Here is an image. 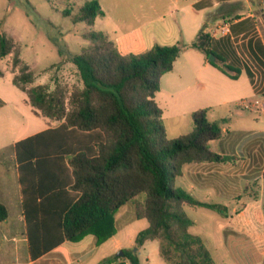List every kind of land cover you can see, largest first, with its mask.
<instances>
[{
  "label": "trees",
  "instance_id": "obj_1",
  "mask_svg": "<svg viewBox=\"0 0 264 264\" xmlns=\"http://www.w3.org/2000/svg\"><path fill=\"white\" fill-rule=\"evenodd\" d=\"M104 15L99 2L89 0L73 21L94 26ZM205 28L189 47L216 66L209 55L215 50L229 55L230 38L214 39ZM83 37L89 45L72 54L83 86L68 93L48 84L27 89L34 73L18 53L10 58L13 40L0 32V60L9 56L12 67H20L13 84L26 93L35 113L58 122L14 144L30 259L87 235L99 245L116 231L117 211L133 204L136 217L149 223L135 238L138 246L158 240L166 264H216L201 237L190 233L193 221L183 208L203 206L224 214L222 207L198 201L175 182L185 164L229 159L210 147L223 130L208 120L207 109H198L191 115L193 130L168 141L155 101L161 77L173 69L183 46L156 44L144 53L122 55L104 32ZM248 45L264 69L262 43ZM7 218L8 209L0 202V222ZM122 251L114 258L140 264L136 253Z\"/></svg>",
  "mask_w": 264,
  "mask_h": 264
},
{
  "label": "rangeland",
  "instance_id": "obj_2",
  "mask_svg": "<svg viewBox=\"0 0 264 264\" xmlns=\"http://www.w3.org/2000/svg\"><path fill=\"white\" fill-rule=\"evenodd\" d=\"M86 1L89 0H0V32L13 40L10 58L18 53L22 64L28 65L34 73L35 80L25 85L27 89L48 84L51 89L58 85L69 93L74 87H82L72 54L89 45L84 33L103 31L117 43V36L139 28H155L159 23L156 21L163 17V21L173 23L176 29H179L178 23L183 28V40L178 44L183 46L182 56L187 58L190 66L196 65L195 69L198 67L199 70L206 60L203 53L186 45L190 42L186 38L191 36L194 40L196 37L193 24H197L201 16L196 11L182 13L193 0H97L105 15L97 18L94 26L73 21L74 14ZM202 3L209 4L210 0ZM235 5L241 7L227 10L228 5L220 6L213 14L224 16V21L246 17L235 24L232 38L228 36L231 31L220 37L230 38L231 53L224 55L215 50L209 59L213 57L216 66L209 64L199 70L196 80L165 76L155 101L163 112L162 124L168 141L193 130L191 115L202 104L207 109L208 120L219 122L223 130L222 137L211 141L210 147L229 159L185 164L182 175L175 182L198 201L220 205L224 213L203 206H185L184 212L193 221L190 233L201 237L216 264H264V114L255 106L256 100L264 98V69L248 45L249 41H258L257 30L262 27L259 17L264 15V10L252 18L250 10L242 3L236 2L232 6ZM172 9L175 13L170 17ZM65 11H69L68 16ZM211 18L204 15V20L210 24V30L206 32L212 36L215 35L213 30L217 29ZM238 29L239 33L235 31ZM10 58L0 60V96L7 102L0 109V148L10 166L9 174L12 173L9 155L14 159L13 142L58 124L35 113L26 93L13 84L20 67L13 68ZM220 67L227 73L220 71ZM245 68L252 73L251 81ZM251 82L260 94H254ZM215 89L218 91L216 98L224 101H216L210 96L209 103L204 101L198 105L203 100L202 92L210 94ZM188 187L193 191H188ZM133 207V204L129 205L131 210L121 221L122 228L104 237L99 244L100 252L116 255L121 250L115 246V241L119 240L124 250L137 254L140 264H166L158 240H147L142 246L135 243L138 233L148 228L149 223L146 219H138ZM11 223L18 231L20 222Z\"/></svg>",
  "mask_w": 264,
  "mask_h": 264
},
{
  "label": "crops",
  "instance_id": "obj_3",
  "mask_svg": "<svg viewBox=\"0 0 264 264\" xmlns=\"http://www.w3.org/2000/svg\"><path fill=\"white\" fill-rule=\"evenodd\" d=\"M203 0H193L188 4L186 9H183V14H187L190 11H196L197 13H201L197 24H193V29H195V36L197 37L198 30L201 26L205 25V31L210 30V27L205 20L204 15L212 16L210 20H212L216 29L224 22V16H213L217 7L228 5V9L237 10L241 5H235L236 2L242 3L246 9L250 10L249 16L252 18L255 17V14H260L264 10V0H210L209 4H203ZM198 5V6H196ZM260 5V7H259ZM254 8H257L253 11ZM175 10L169 11L170 17L174 16ZM264 13V12H263ZM203 14V16H202ZM225 14V13H224ZM264 16V15H263ZM259 17V23L261 22L262 27L259 26L257 30V38L264 47V17ZM239 19H234L229 21L231 23L230 26V34L229 37L232 38V29L235 24L243 22L246 20L244 16H240ZM164 18V17H163ZM162 19H158L156 22H159L157 27H144L142 29H137L130 34H122L121 36H117L115 45L118 48V51L122 55L129 54H139L144 53L151 49L154 45H174L178 44V42L183 40L182 33L183 28L178 23L179 29H176L173 23L168 21H163ZM162 20V21H161ZM223 21V22H222ZM212 25V24H211ZM199 28V29H198ZM198 29V30H197ZM236 29V28H235ZM153 30V31H152ZM213 31H216L215 29ZM237 33L240 30H235ZM239 31V32H238ZM103 32V31H101ZM105 33V32H104ZM180 33V35H179ZM185 33V30H184ZM106 34V33H105ZM107 35V34H106ZM108 36V35H107ZM214 39H219L221 36L212 35ZM194 38V40L196 39ZM110 39V38H109ZM186 39H190V42H186V45H189L194 41L192 37H188ZM111 40V39H110ZM209 62L205 60L203 65L199 68V70H203L209 66ZM196 65L190 66L187 58L182 56V53L178 56L176 61L174 62L173 69L164 74L161 77L160 81V90L162 88V80L165 76L173 75L177 80L192 78L194 80L199 78V70ZM250 79V77H249ZM251 81V79H250ZM252 90L254 94H260V90L252 83ZM177 87L180 88V83L177 84ZM179 88L176 90L178 91ZM175 91V90H174ZM211 92V91H210ZM218 91L215 89L214 92L209 94L208 91L202 92L200 97L203 98L201 103H209L211 98H216V94ZM173 94V93H172ZM211 96V98H210ZM209 99V100H208ZM224 101L221 99H217L216 101ZM0 101H2V105H0V109H3L7 105V102L2 99L0 96ZM204 105V104H202ZM200 109H204V106ZM206 105V104H205ZM209 105V104H207ZM48 128V127H47ZM17 141L13 142L15 144ZM0 148V202L3 203L8 209V218L0 222V264H119L121 262L126 263L127 259H115V254H106L105 252H100V246L97 244L96 238L94 235H87L79 242H65L60 247L55 248L50 251L43 257L38 260L32 261L30 259V254L28 250V240L26 236V226L23 214V205H22V194H21V186L19 183V174L17 169L16 155L15 150L13 152L14 159L12 155H9L10 160L12 161V173L9 174L10 166L7 163L5 153L1 151ZM247 168H251L248 165H244ZM248 169V170H249ZM194 171L190 172L191 177H193ZM188 191H193L191 187H188ZM129 205L122 206L117 213L115 214L114 223L116 227V231L122 228L121 221L124 217L130 212ZM134 208V207H133ZM127 212V214H126ZM12 214L14 217L12 218ZM14 221L20 222V227H18V231L13 229ZM234 223V222H232ZM230 225V227H232ZM235 230V229H234ZM115 246L118 249H123L121 247V242L119 240L115 241ZM139 250V248H138ZM120 251V250H119ZM100 252V253H99ZM260 260V259H259Z\"/></svg>",
  "mask_w": 264,
  "mask_h": 264
},
{
  "label": "built area",
  "instance_id": "obj_4",
  "mask_svg": "<svg viewBox=\"0 0 264 264\" xmlns=\"http://www.w3.org/2000/svg\"><path fill=\"white\" fill-rule=\"evenodd\" d=\"M231 23L229 21H224L214 32L215 35L227 36L230 32ZM255 106L259 107V110L264 114V98L263 100H256ZM126 264H131L129 261Z\"/></svg>",
  "mask_w": 264,
  "mask_h": 264
},
{
  "label": "water",
  "instance_id": "obj_5",
  "mask_svg": "<svg viewBox=\"0 0 264 264\" xmlns=\"http://www.w3.org/2000/svg\"><path fill=\"white\" fill-rule=\"evenodd\" d=\"M209 61H210V62H213V61H214V58L211 57V58L209 59ZM122 254H123V251L120 250V251L117 252L116 256H121Z\"/></svg>",
  "mask_w": 264,
  "mask_h": 264
}]
</instances>
